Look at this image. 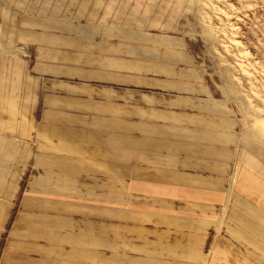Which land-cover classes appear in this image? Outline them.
Listing matches in <instances>:
<instances>
[{"label":"crops","instance_id":"obj_1","mask_svg":"<svg viewBox=\"0 0 264 264\" xmlns=\"http://www.w3.org/2000/svg\"><path fill=\"white\" fill-rule=\"evenodd\" d=\"M184 4L8 1L0 264L264 263V160L178 30Z\"/></svg>","mask_w":264,"mask_h":264},{"label":"rangeland","instance_id":"obj_2","mask_svg":"<svg viewBox=\"0 0 264 264\" xmlns=\"http://www.w3.org/2000/svg\"><path fill=\"white\" fill-rule=\"evenodd\" d=\"M8 1L0 0V18ZM183 1L181 9L172 6L178 30L216 94L236 107L248 147L264 160V0ZM183 17L185 29L178 26Z\"/></svg>","mask_w":264,"mask_h":264}]
</instances>
